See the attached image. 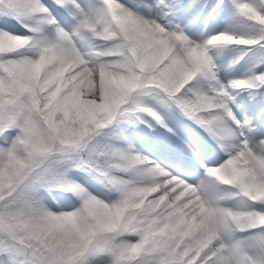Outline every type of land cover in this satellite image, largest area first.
Returning a JSON list of instances; mask_svg holds the SVG:
<instances>
[{
    "label": "snow or ice",
    "instance_id": "1",
    "mask_svg": "<svg viewBox=\"0 0 264 264\" xmlns=\"http://www.w3.org/2000/svg\"><path fill=\"white\" fill-rule=\"evenodd\" d=\"M0 264H264V0H0Z\"/></svg>",
    "mask_w": 264,
    "mask_h": 264
}]
</instances>
